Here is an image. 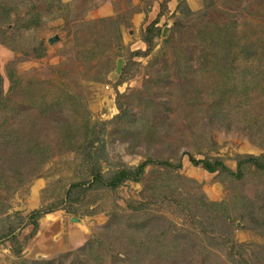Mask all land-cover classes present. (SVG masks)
I'll use <instances>...</instances> for the list:
<instances>
[{"label": "rangeland", "instance_id": "rangeland-1", "mask_svg": "<svg viewBox=\"0 0 264 264\" xmlns=\"http://www.w3.org/2000/svg\"><path fill=\"white\" fill-rule=\"evenodd\" d=\"M1 1L6 2L5 8L11 5L16 8L9 14V25L1 22V27L6 30V43L16 41L18 46H15L13 51L0 44V96H10L17 101L22 89L27 87L47 91L51 99L60 95L57 89L63 85L66 93L75 97L73 101H77L80 108L73 102L68 103L70 110L77 111L72 117L70 110L60 113L53 108L47 112L52 120L49 122L50 130L46 142L51 147L53 156L36 174L27 176L26 183L18 189L6 192L2 184L0 185V198L9 205L6 214L0 216V264H20L23 260L28 264L34 261L55 263L58 260L65 264H78L76 258L86 260L83 253L85 244L102 232H107L106 225L110 215L122 217L124 226L144 212L149 213L144 216L150 221V225H161L163 215L173 222L175 230L182 231L190 240L182 261L184 264H201L203 258L206 259V264H229L226 253L231 251L230 242L220 246V237L223 241L226 239L225 232L228 228L233 231L232 240L239 244L236 250L241 249L242 253H249L251 250H257L255 246L264 245V236L248 230L249 226H244L245 222H242L232 204L233 200L242 197L262 203L264 178L257 180L248 175L241 181L230 183L218 173L210 174L200 166H193L188 156L183 155L179 170L161 168L153 160L145 167L139 183L128 182L112 191L91 186L93 180L90 171L94 166L108 179L120 168L136 167L148 158L145 155L151 153H147L142 147H136L131 152L126 143L110 138V125L104 127L96 154L92 149L96 164L67 148L70 139L68 128L72 121L75 120L79 124L87 117L91 123L100 125L110 122L118 114L116 93L127 95L138 90L156 99L155 101H166L167 98L161 91V83L157 86L155 81L157 75L161 74V66L170 68L176 61L174 50L179 52V47L175 46L174 49L173 43H189L187 52H190L189 63L193 69L199 68L200 56L203 53L212 57L210 64L214 66L210 65L208 68L218 67L214 70H218L220 75H217L213 82L210 78L203 80L208 89L213 84L222 85L230 79L233 73L230 69L232 54L224 52L222 47L216 49L211 45L203 29L208 27L211 34L216 35L222 31L230 34L229 37L238 38L244 32L243 25L245 26L248 16L253 13L256 26L260 28V25L264 24L261 22L264 9L260 4L261 0H60L62 4L67 5V9L61 10L60 15L54 12L51 17V9L47 8L49 0ZM29 2L36 3L42 23L37 29L26 31L20 28L19 24H15V21L29 18L26 14V3ZM184 3L188 6L187 10L183 6ZM108 18L117 19L122 25L120 46L116 48L114 44L109 47L111 57L107 64L108 72L105 75L101 73L103 79L96 82L92 75H98L95 73L97 68H92V62L85 64L81 59H77L75 52L81 50L80 45L88 46V43L101 35L99 25L95 26L97 32H94L92 26L95 24L92 23ZM153 22H157L159 33L154 39L152 52L147 57L133 58V64L127 66L124 80L120 81L128 54L146 50V45L141 41V34ZM179 23L184 25L183 36L176 33L178 29L181 31ZM225 25L230 26L229 29L233 33L227 32ZM246 30L248 34L256 32L254 29ZM192 33L196 34L195 41ZM29 34L35 36L29 39ZM168 39L171 41L165 44ZM39 41L45 46V55L35 59L27 45H36ZM261 64L264 70V62L261 61ZM9 71L21 80L23 87L19 92H11L7 78ZM169 82L179 83L177 77L173 76ZM217 87L218 94L222 96L219 97L226 100L229 97L228 87ZM166 89L168 88L163 89V93ZM175 93L171 95L173 98L170 96L173 103L170 101L168 104H172L171 108H177L179 112L182 98L185 97L180 96L177 90ZM27 107L22 106V110ZM4 114L8 126L16 124L10 110L4 111ZM31 117L38 118L37 112H33ZM196 120L203 121L199 116ZM235 123L239 124L234 122V125ZM183 124H186L185 120L181 121V125ZM212 131L218 152H210L209 156L220 158L233 171L236 169V155L257 156L261 153L259 148L236 131L228 132L223 128ZM183 151L181 150L180 154ZM201 154L192 152L196 160L203 159ZM160 182L165 185L164 193H171L169 200L176 207V194H180L183 199L196 197L202 206H195L190 210L186 204L177 209L172 203L169 208L162 206L163 203L156 200L161 196L158 192ZM76 184H81V188L72 190V186ZM151 191L155 194H151ZM71 194L78 195V200L74 201ZM208 203H214L216 206L209 207L206 205ZM128 204H131L129 209ZM35 210H46L48 213L37 220V230L32 233L31 226H22L27 223L29 214ZM262 232L264 234V231ZM211 237H215L213 243L216 244L204 255L203 249L208 247L206 242ZM135 238L134 232L128 230V243H118L117 249L105 256L101 255L102 248L97 247L95 252L102 257L100 264H137L136 261L142 253L135 254V249L140 244ZM116 239L119 240L118 237ZM176 261L172 259L171 263ZM138 263L161 264L147 257Z\"/></svg>", "mask_w": 264, "mask_h": 264}, {"label": "trees", "instance_id": "trees-1", "mask_svg": "<svg viewBox=\"0 0 264 264\" xmlns=\"http://www.w3.org/2000/svg\"><path fill=\"white\" fill-rule=\"evenodd\" d=\"M4 4L6 2L0 0V44L15 51V46L17 47L18 43L16 41L6 43L4 34L6 30L1 25L2 23H8L10 12L16 10V8L12 5L5 8ZM19 4L21 3L19 2ZM260 4L264 8L263 0ZM183 6L187 10L188 6L185 3ZM26 8V14L29 18L27 20L16 19L15 24H19L20 28L26 31L37 29L42 21L36 3H26ZM47 8L51 9V17L54 12L60 15L61 10L67 9V5L62 4L60 0H49ZM254 17V13L252 16H248L245 26L243 25L244 32L238 38L229 37L230 34L222 31L216 35L211 34L208 27L203 29L211 45H214L216 49L222 47L224 52L232 54L230 69L233 73L231 78L224 81L222 85L213 84L208 89L203 80L210 78L213 82L214 78L220 75L218 70H214L218 67L208 68L211 65L212 57H208L207 53H203L200 56L199 68L193 69L189 63L190 52H187L190 48L189 43L178 41V44L173 43L174 49L175 46L179 47V52L174 50L175 63L170 68H165V65L161 66V74L157 75V81H155L157 86L161 83V91L164 94L163 96L167 98L166 101H155L156 99L147 94H142L138 90H134L127 95L115 91L118 114L110 122L98 125L91 123L87 117L83 118L79 124L75 120L72 121L68 128L70 139L67 142V148L70 151L78 152L83 158L93 161V164H96L97 160L94 159L92 149L96 154L97 149H99L97 145L100 143L105 125L111 126V129H108L110 138L120 143H126L131 152L136 147H142L147 153H151V155H145L148 158L136 167L120 168L112 173L108 179H105L99 173V168L94 166L93 170L90 171L93 180L91 186L115 191L128 182L139 183L144 175L145 167L153 160L161 168L179 170L183 155L188 156L193 166H200L210 174L218 173L230 183L241 181L248 175L255 177L257 180L264 178V70L261 64V61L264 62V24L260 25V28L257 27ZM261 22L264 23V9L263 21ZM156 23L150 24L141 34V41L146 45V50L128 54L120 81L124 80L127 66L133 64V58L147 57L152 52L154 39L159 33ZM252 23L254 24L251 25ZM92 24H95L92 26L94 32H97L95 26L99 25L101 35L92 40L90 44L88 43V46H85V44L80 45L81 50L75 52V57L81 59L85 64L93 63L92 68H97L95 73L98 75L96 77L92 75V78H94V81L99 82L103 79L101 73L105 75L108 72L107 64L111 57H109V47L114 44L116 48L120 46L122 25L117 19L109 18L101 19ZM178 27L181 31H178V29L176 33L182 35V31H185L182 29L184 25L179 23ZM229 28L230 26L226 25L224 27L227 32H232ZM247 28L250 31L254 29L256 32L252 31V34H248ZM195 35H192L194 41L196 40ZM31 36L34 37L35 35L29 34L27 37L32 39ZM203 38L205 39V36ZM169 41L171 40H166L165 44ZM90 45L93 46L89 47ZM27 46L31 50L33 58L39 59L45 55V46L42 41H39L36 45ZM171 76L177 77L179 83L169 82ZM7 78L11 92L14 93L17 90L19 92L23 87L21 80L12 71H9ZM221 80H224L223 77H221ZM218 85L223 89L226 86L228 87L227 94L229 97L226 100L219 97L221 94L217 92ZM164 88H168L165 93H163ZM57 90L60 95L51 99L48 97L49 92L27 87L22 89V94L17 101L10 96L6 98L0 96V185L2 184L1 186L6 192L16 190L25 184L26 177H32L36 174L39 168L53 156L52 149L46 142L50 130L49 122L52 120L47 112H50L53 108L60 111V113L61 111L65 112L70 110L68 103L71 104L72 102L78 109L80 108L79 103L73 101L75 97L68 95L63 85ZM175 90L180 96L184 95L183 97H185L182 98L179 112L177 108L175 110L171 108L172 104L170 106L168 104V102H172L171 97L173 98V96L171 95L176 94ZM22 106L28 107L22 110ZM6 110L13 113V121L15 120L16 124L7 125L6 115L4 114ZM70 111L71 117L77 112ZM33 112H37L38 118L31 117ZM198 116L203 121L198 122L196 120ZM182 120H185L186 124L181 125ZM234 122L239 124L235 123L234 125ZM217 128L242 134L252 145L259 148L261 153L257 156L238 154L235 158L236 169L234 171L229 169L220 158L209 156L210 152H218L217 144L212 138V130ZM201 148L204 150L201 151ZM181 150L184 151L180 154ZM194 151L197 154L202 153L203 159L196 160L192 155ZM81 186V184L73 185L72 190L79 189ZM158 187L161 196L156 200H160L163 203L162 206L171 207V203L173 204L169 200L171 193H164L165 185L161 182ZM151 194H155L154 191H151ZM176 195L177 207L173 204L175 209L182 204H186L189 210L195 206L196 208L202 206L196 197V200L194 198L183 199L180 194ZM70 196H73L74 201L78 200V195L71 194ZM232 204H234V209L238 212L242 222H245L244 226H249L248 230L264 236L262 232L264 231V195L262 203L261 201L254 202L242 197L233 200ZM206 205L209 207L216 206L214 203ZM127 207L128 209L131 208V204H128ZM8 209L7 202L0 198V216L6 214ZM46 213H48L46 210L32 211L27 217V223L24 224L23 222L22 227L31 226L32 233H34L38 227L37 220ZM144 214L149 215L148 212H144L142 215L138 214L140 217L132 218L124 225L125 227L123 226L122 217L110 215L106 225L107 232H102L97 238L85 244L83 253L86 260L81 261L76 258L79 261L77 263L100 264L102 257L96 254V248H102V256L109 254L113 249H117L118 243L122 245L128 243L127 231L131 230L134 232L135 239L140 242V247L137 246L135 254L142 253L136 261L137 264L140 260L144 261L145 257L161 264H184L182 261L190 240L183 235L182 231L175 230L173 222L167 220L165 216L161 215V225L158 223L150 225V221L145 218ZM221 217L224 216L221 214ZM212 230L215 231L216 229L212 228ZM214 233L211 232V234ZM232 233L233 231L228 228V231L225 232L226 239L223 241V238L220 237V246L230 242L231 251L226 253L229 264H264V245L255 246L257 250H251L249 253H242L240 248V251L236 250L239 244L232 240ZM214 241L215 237L207 240L206 246L208 247L203 249L205 251L204 255L209 253L210 248L213 249L212 246L216 244L213 243ZM172 259L177 261L171 263ZM205 260L203 258L201 264H206ZM20 264L28 263L23 260ZM30 264H65V262L60 260L55 263L51 261H34Z\"/></svg>", "mask_w": 264, "mask_h": 264}]
</instances>
